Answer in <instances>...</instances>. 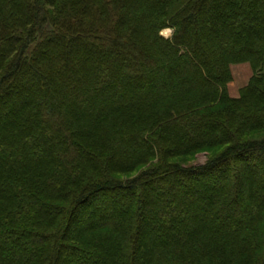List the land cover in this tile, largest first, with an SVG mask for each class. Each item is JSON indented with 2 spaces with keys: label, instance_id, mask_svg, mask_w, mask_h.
<instances>
[{
  "label": "trees",
  "instance_id": "16d2710c",
  "mask_svg": "<svg viewBox=\"0 0 264 264\" xmlns=\"http://www.w3.org/2000/svg\"><path fill=\"white\" fill-rule=\"evenodd\" d=\"M0 264H264V0H0Z\"/></svg>",
  "mask_w": 264,
  "mask_h": 264
},
{
  "label": "crops",
  "instance_id": "0c3cea01",
  "mask_svg": "<svg viewBox=\"0 0 264 264\" xmlns=\"http://www.w3.org/2000/svg\"><path fill=\"white\" fill-rule=\"evenodd\" d=\"M234 67H237L236 71L239 73H236V75L233 74L235 77V85L233 83V86L232 84L229 86V93L232 97H238L240 91L249 84L251 78L253 77V70L249 64H241Z\"/></svg>",
  "mask_w": 264,
  "mask_h": 264
},
{
  "label": "rangeland",
  "instance_id": "374dc122",
  "mask_svg": "<svg viewBox=\"0 0 264 264\" xmlns=\"http://www.w3.org/2000/svg\"><path fill=\"white\" fill-rule=\"evenodd\" d=\"M162 35L164 36V37H166V38H169V37H171V35H172V31L171 30H165V31H163V33H162ZM234 67V66H233ZM232 67V76H233V81H232V86H233V83H234V85H235V77H234V75H236V73H239V72H237L236 71V68L237 67H234L233 68ZM233 69H234V72H233ZM234 74V75H233ZM230 84V85H231ZM229 85V86H230ZM238 90V89H237ZM206 162H207V154H201V155H199L198 157H197V160L193 163V165L194 166H203V165H205L206 164ZM82 225V224H81Z\"/></svg>",
  "mask_w": 264,
  "mask_h": 264
}]
</instances>
